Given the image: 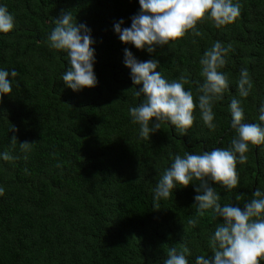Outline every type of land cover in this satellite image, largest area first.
I'll list each match as a JSON object with an SVG mask.
<instances>
[{"label": "trees", "instance_id": "16d2710c", "mask_svg": "<svg viewBox=\"0 0 264 264\" xmlns=\"http://www.w3.org/2000/svg\"><path fill=\"white\" fill-rule=\"evenodd\" d=\"M233 3L241 5L235 22L216 28L205 19L196 25L201 35L190 30L148 53L114 31L121 19L122 28L131 26L139 0H0L15 21L11 31L0 33V69L18 73L9 75L12 91L0 99V154L15 158L0 156V264H164L173 247L189 250L188 264L213 255L210 237L222 219L212 209L198 214L194 185L178 184L159 209L154 189L176 155L231 146L233 98L244 110V123H260L264 0ZM62 10L91 29L95 87L73 91L62 80L67 57L47 40ZM217 41L231 50L219 70L229 88L213 105V130L201 119L197 90L204 81L200 59ZM125 49L138 62L159 60L156 71L169 82L187 79L184 88L197 105L187 135L165 123L149 139L140 137L128 109L142 103L143 95H135L142 85H133ZM242 68L252 81L247 97L237 90ZM13 126L18 131H10ZM25 141L31 143L28 152L20 148ZM246 155V163L236 165V188L212 185L222 206L242 208L257 188L264 193V144L249 145Z\"/></svg>", "mask_w": 264, "mask_h": 264}, {"label": "clouds", "instance_id": "9594fccd", "mask_svg": "<svg viewBox=\"0 0 264 264\" xmlns=\"http://www.w3.org/2000/svg\"><path fill=\"white\" fill-rule=\"evenodd\" d=\"M140 11L131 18L130 27H121L123 19L114 24V31L124 43H131L137 49L154 53L157 46H164L184 37L190 30L194 35H201L196 25L205 19L216 28L235 22L241 14V5L233 0H139ZM55 27L47 37L49 47L62 51L67 57L68 67L62 75L65 85L73 91L95 87L98 83L94 73V43L91 29L86 24L78 23L70 11L62 10L59 18H54ZM14 17L7 7L0 5V33H8L14 28ZM231 50L221 42H215L200 59L203 83L199 86L198 108L201 119L209 129H215L213 105L222 100L229 88L228 77L219 71L225 64V56ZM125 66L131 70L133 85H142L135 91L136 96L144 99L138 106L129 107L128 113L133 124L140 127L139 135L149 139L150 133L161 129L165 123L173 126L181 136L187 135L194 123V97L191 90H185L188 83L183 76L179 80L167 81L156 69L159 60L152 59L138 62L132 52L125 49ZM12 78L18 73L0 69V99L12 91ZM252 88L248 70H240L237 90L240 97H247ZM231 128L236 135L228 149L216 148L200 154L185 153L176 155L171 166L163 172L154 189V208L159 209V201L168 199L177 185H194L197 195L194 197L199 215L212 209L222 222L217 225L210 237L212 256H197L195 264H260L264 259V193L257 188L253 198L241 208L233 205H221L220 196L213 184H219L231 191L238 186L237 163L247 161L249 145L264 144V103L259 108L260 123H244V110L240 101L233 98L229 105ZM10 131L18 129L13 126ZM13 144L17 142L11 136ZM30 142H21L24 152L30 151ZM2 159H15L9 153L0 154ZM26 158V157H25ZM193 181L199 183L193 184ZM4 188L0 187V196ZM241 197L237 196L239 200ZM196 220L189 224L195 226ZM185 247L168 251L164 264H188Z\"/></svg>", "mask_w": 264, "mask_h": 264}]
</instances>
